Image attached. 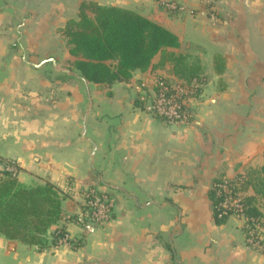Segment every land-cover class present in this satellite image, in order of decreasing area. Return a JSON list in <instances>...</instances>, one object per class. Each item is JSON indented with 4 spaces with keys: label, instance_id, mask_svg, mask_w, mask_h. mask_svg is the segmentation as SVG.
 Here are the masks:
<instances>
[{
    "label": "crops",
    "instance_id": "1",
    "mask_svg": "<svg viewBox=\"0 0 264 264\" xmlns=\"http://www.w3.org/2000/svg\"><path fill=\"white\" fill-rule=\"evenodd\" d=\"M171 1L185 10L170 13L159 0H0V169L17 162L22 185L50 183L64 197L49 246L0 234V264H264L237 219L218 223L211 199L217 181L264 166V54L256 52L264 42L242 37L248 24L224 0ZM84 2L163 26L180 39L175 52L196 48L186 54L201 61L204 75L191 123L170 125L141 107L140 80L180 81L170 66L158 67L159 56L148 71L110 86L70 69L76 59L61 48L59 31ZM214 6L223 24L207 18ZM218 54L226 60L222 75ZM89 186L108 192L116 209L85 235L65 215L78 212ZM58 230L76 245H53Z\"/></svg>",
    "mask_w": 264,
    "mask_h": 264
},
{
    "label": "trees",
    "instance_id": "2",
    "mask_svg": "<svg viewBox=\"0 0 264 264\" xmlns=\"http://www.w3.org/2000/svg\"><path fill=\"white\" fill-rule=\"evenodd\" d=\"M60 32L67 40L69 54L76 59L70 69L93 84L127 82L135 72L148 71L157 56L158 67L170 66L173 75L187 85L200 84L204 75L199 59L173 51L180 48L176 34L129 9L84 2L78 19L69 20ZM214 64L215 71L222 75L225 58L216 55ZM245 177L241 190L247 193L246 213L264 220L260 210V201L264 202V166ZM211 199L216 220L222 223L227 218H219V198L214 189ZM63 200L50 183L26 187L17 178L0 176V234L40 249L48 247L49 230L63 218ZM59 232L63 230H58L53 239Z\"/></svg>",
    "mask_w": 264,
    "mask_h": 264
},
{
    "label": "built area",
    "instance_id": "3",
    "mask_svg": "<svg viewBox=\"0 0 264 264\" xmlns=\"http://www.w3.org/2000/svg\"><path fill=\"white\" fill-rule=\"evenodd\" d=\"M160 6L170 11H182L171 0H159ZM164 77L148 84H136L135 89L142 109L153 118L170 125H184L192 121L191 102L198 95L196 83L187 85L181 81H172ZM0 176L18 178L20 167L14 161H2ZM245 175L224 178L214 185L219 198V218L235 217L242 223L246 234V245L251 250L264 255V220L250 217L246 213L244 198L247 193L241 190ZM82 203L76 213L65 215L67 223L78 226L86 235L93 234L106 226L114 217L116 203L111 195L94 186L80 192ZM77 241L63 231L55 238L56 247L72 246Z\"/></svg>",
    "mask_w": 264,
    "mask_h": 264
},
{
    "label": "rangeland",
    "instance_id": "4",
    "mask_svg": "<svg viewBox=\"0 0 264 264\" xmlns=\"http://www.w3.org/2000/svg\"><path fill=\"white\" fill-rule=\"evenodd\" d=\"M173 2H175V1H173ZM176 3V2H175ZM222 4H224L225 5V7L224 8H227V7H231L232 9H234V12H236V11H238V13L237 14H239V15H241L242 16V18H243V23H245L247 26H248V28H249V30L250 31H247V32H245L244 31V33H243V38H249V37H252L254 40H257V41H263L264 42V0H224V2L222 3ZM176 5H179V4H177L176 3ZM180 6V5H179ZM181 7V9H182V11H178L177 12V10H175V11H170V10H167L166 9V11H168V12H170V13H181V12H183L185 9H184V7L183 6H180ZM209 14L207 15V18H210V20L213 22V23H216V24H219V23H221V24H223V22L221 21V16H219V14H218V7H213V9L211 8H209ZM227 10H228V8H227ZM225 12H226V14H228L227 12L228 11H226L225 10ZM241 16H239V17H241ZM79 17V16H78ZM78 17H76L75 19H78ZM224 19V18H223ZM225 20V19H224ZM244 30H245V28H244ZM59 34L60 35H62L63 36V34L59 31ZM64 37V36H63ZM58 38H60L59 39V41L60 40H62L61 39V37H58ZM63 41H64V45L61 47L63 50H68V45H67V40L65 39V37H64V39H63ZM258 45H256L257 47H259V43H257ZM210 46H212V44H210ZM195 47H193L192 45H189L187 48H185V49H183V50H179V52H181V53H184V54H186V53H195L196 51H195ZM262 49H264V48H261V49H258V50H256V52L258 53V54H264V51H262ZM208 55H211V50H210V48L208 47ZM240 51H242L243 52V50L240 48ZM214 58H215V56H214ZM158 60H159V58H158ZM67 65V64H66ZM169 75H167V77H168ZM164 77H166V76H164ZM166 77V78H167ZM158 78H160V77H158ZM155 79H157V78H155ZM155 79L153 80V82H155ZM169 80H172L173 81V79L172 78H170ZM171 81V82H172ZM175 81V80H174ZM140 83H138V84H142V83H144V84H148V85H150L151 84V82H148V80L146 81V80H140L139 81ZM198 85V84H197ZM198 89H199V86H198ZM198 96H196V98H197ZM262 95L261 96H257V98H261L262 99ZM195 98V99H196ZM63 197V196H62ZM80 199V204L82 203V197H81V195H80V197H79ZM260 204H261V206L263 207V209H264V202H262V201H260ZM63 214H64V212H63ZM231 218V217H230ZM232 218H235V217H232ZM236 219V218H235ZM238 220V219H237ZM239 221V220H238ZM240 222V221H239ZM241 223V222H240ZM242 224V223H241ZM242 230L244 231V229H243V227H242ZM63 231H66V230H63ZM67 232V231H66ZM68 233V232H67ZM96 233V232H95ZM244 233H245V231H244ZM69 234V233H68ZM85 234V233H84ZM94 234V233H93ZM70 235V234H69ZM86 235V234H85ZM91 235V234H90ZM245 236H246V234H245ZM72 238V237H71ZM72 239H74V238H72ZM54 240V243H55V239H53ZM75 240V239H74ZM77 241V240H76ZM78 242V241H77ZM54 243H53V245H54ZM76 244H73L72 246H69V247H74ZM258 253H260V252H258ZM260 254H262V253H260ZM263 255V254H262ZM264 256V255H263Z\"/></svg>",
    "mask_w": 264,
    "mask_h": 264
}]
</instances>
